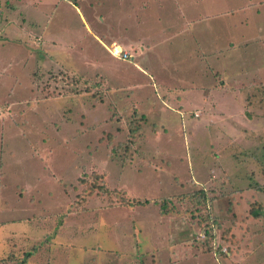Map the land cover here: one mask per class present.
<instances>
[{
	"label": "rangeland",
	"instance_id": "rangeland-1",
	"mask_svg": "<svg viewBox=\"0 0 264 264\" xmlns=\"http://www.w3.org/2000/svg\"><path fill=\"white\" fill-rule=\"evenodd\" d=\"M0 264H264V0H0Z\"/></svg>",
	"mask_w": 264,
	"mask_h": 264
},
{
	"label": "trees",
	"instance_id": "trees-1",
	"mask_svg": "<svg viewBox=\"0 0 264 264\" xmlns=\"http://www.w3.org/2000/svg\"><path fill=\"white\" fill-rule=\"evenodd\" d=\"M80 0H69V2H71V3H73V4H75V5H77L78 4V2H79ZM99 85V84H98ZM136 120L137 119H133V123L135 124L136 123ZM139 126V124H137L136 125V128ZM80 182H83V181H80ZM205 193H201L200 194V196L198 197L199 199H197V203H205V201H206V199H205ZM137 203H143V204H145V203H148V201H145V202H142V201H136ZM254 212V215L256 216V217H258L259 216V211H257V210H255V211H253ZM8 259L9 260H11V259H13L11 256L10 257H8ZM5 260H7V259H5ZM25 263V262H24Z\"/></svg>",
	"mask_w": 264,
	"mask_h": 264
},
{
	"label": "crops",
	"instance_id": "crops-1",
	"mask_svg": "<svg viewBox=\"0 0 264 264\" xmlns=\"http://www.w3.org/2000/svg\"><path fill=\"white\" fill-rule=\"evenodd\" d=\"M92 32V31H91ZM93 33V35L101 42V43H104L94 32H92ZM140 49H143V46H141L140 47ZM141 70H143V69H141ZM145 72V71H144ZM145 73H147L149 76H150V82H153L152 80H156V78L153 76V75H151L149 72H145ZM154 83V82H153ZM154 86H155V84H154ZM195 90V89H194ZM158 92H159V90H158Z\"/></svg>",
	"mask_w": 264,
	"mask_h": 264
},
{
	"label": "built area",
	"instance_id": "built-area-1",
	"mask_svg": "<svg viewBox=\"0 0 264 264\" xmlns=\"http://www.w3.org/2000/svg\"><path fill=\"white\" fill-rule=\"evenodd\" d=\"M119 54H120V57L122 56V57H124L125 59H128V55H127V54H124L123 51L120 52ZM123 54H124V56H123Z\"/></svg>",
	"mask_w": 264,
	"mask_h": 264
}]
</instances>
